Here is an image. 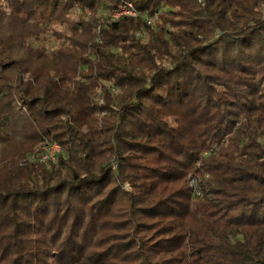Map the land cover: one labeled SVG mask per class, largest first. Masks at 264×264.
I'll return each mask as SVG.
<instances>
[{
	"label": "trees",
	"instance_id": "16d2710c",
	"mask_svg": "<svg viewBox=\"0 0 264 264\" xmlns=\"http://www.w3.org/2000/svg\"><path fill=\"white\" fill-rule=\"evenodd\" d=\"M3 2L0 264H264V0Z\"/></svg>",
	"mask_w": 264,
	"mask_h": 264
},
{
	"label": "built area",
	"instance_id": "2783aa9c",
	"mask_svg": "<svg viewBox=\"0 0 264 264\" xmlns=\"http://www.w3.org/2000/svg\"><path fill=\"white\" fill-rule=\"evenodd\" d=\"M121 1V0H120ZM139 16L138 10L132 2H120L118 7L110 13L109 17L112 21H116L121 17L137 18ZM157 15L147 18V25L154 27ZM62 153V147L56 141H45L41 144L35 155L31 157V161L45 166L56 164ZM196 195H201L200 191H195Z\"/></svg>",
	"mask_w": 264,
	"mask_h": 264
},
{
	"label": "rangeland",
	"instance_id": "374dc122",
	"mask_svg": "<svg viewBox=\"0 0 264 264\" xmlns=\"http://www.w3.org/2000/svg\"><path fill=\"white\" fill-rule=\"evenodd\" d=\"M4 2L3 0H0V8H3ZM99 13L103 15L107 14V10L100 8ZM74 15H79L81 14V11L79 9H75L73 12ZM52 30L55 31H63L64 27L58 24H52ZM60 41L52 34V32L48 33V35L41 41L39 42H31V44L35 47H41L46 49L47 51H56L59 46H60ZM107 86L110 87L111 90H113V87L110 83H106ZM169 123L174 126V127H178L179 125V121L177 119H171L169 120ZM190 183L194 188V193L195 191H198L199 189V184H198V180L194 177H190Z\"/></svg>",
	"mask_w": 264,
	"mask_h": 264
}]
</instances>
